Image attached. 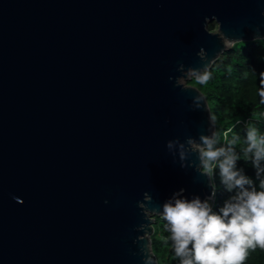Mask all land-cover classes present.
I'll use <instances>...</instances> for the list:
<instances>
[{
	"label": "water",
	"instance_id": "1",
	"mask_svg": "<svg viewBox=\"0 0 264 264\" xmlns=\"http://www.w3.org/2000/svg\"><path fill=\"white\" fill-rule=\"evenodd\" d=\"M260 38L264 0H0V264H157L151 216L214 188L180 79Z\"/></svg>",
	"mask_w": 264,
	"mask_h": 264
},
{
	"label": "trees",
	"instance_id": "2",
	"mask_svg": "<svg viewBox=\"0 0 264 264\" xmlns=\"http://www.w3.org/2000/svg\"><path fill=\"white\" fill-rule=\"evenodd\" d=\"M194 83L222 125L219 141L203 150L213 201L198 222L179 212L158 217L157 263L264 264V39L225 49ZM221 141L225 153L213 160Z\"/></svg>",
	"mask_w": 264,
	"mask_h": 264
},
{
	"label": "rangeland",
	"instance_id": "3",
	"mask_svg": "<svg viewBox=\"0 0 264 264\" xmlns=\"http://www.w3.org/2000/svg\"><path fill=\"white\" fill-rule=\"evenodd\" d=\"M208 28L212 31V32H217V24L215 23V22H212V23H210L209 25H208ZM260 39H264V38H260ZM235 43H237V42H227V44H226V49H228V48H230V47H232ZM199 78V75L198 76H195V75H193L191 72L190 73H188L187 74V76L185 77V78H181L180 79V81L182 82V83H184V84H188V85H192V86H195L196 87V84L194 83V80H196V79H198ZM197 88V87H196ZM199 89V88H198ZM200 90V89H199ZM201 91V90H200ZM204 95V94H203ZM206 98V97H205ZM206 101H207V98H206ZM207 105H208V102H207ZM208 108H209V105H208ZM209 112H210V109H209ZM210 116H211V114H210ZM212 118V117H211ZM212 121H213V124H214V126H215V128H214V137L216 138L215 140H217V141H219V139L221 138V128H222V125L221 124H218L217 125V127H216V125H215V122H214V120L212 119ZM204 150V149H203ZM212 154V153H211ZM204 162H205V159H204V156H203V169H204ZM213 168V165H212V163H211V165H210V167L209 168H207V169H205L206 171H208L209 173H210V176H211V179H212V172H211V169ZM213 182V181H212ZM214 192V191H213ZM212 201H213V194H212V196H210V197H207L204 201H203V203L201 204V205H199L197 208H195L194 209V211H192L190 214H186V212L187 211H180L179 213L183 216V217H186L187 215H196V214H199L198 213V211H199V209L198 208H202V209H205V208H209L210 207V205H211V203H212ZM206 210V209H205ZM172 213H174V212H172V211H169V212H166V213H163V214H159V215H152L151 217H152V232H151V234H149L148 235V237H149V247H150V249H151V251H152V253L154 254V252H153V247H152V237H153V232H154V227H153V225H154V222L158 219V217H161V218H164L165 216H167V215H169V214H172ZM154 256H155V254H154ZM155 258H156V256H155ZM156 261H157V259H156ZM158 264V263H157Z\"/></svg>",
	"mask_w": 264,
	"mask_h": 264
},
{
	"label": "built area",
	"instance_id": "4",
	"mask_svg": "<svg viewBox=\"0 0 264 264\" xmlns=\"http://www.w3.org/2000/svg\"><path fill=\"white\" fill-rule=\"evenodd\" d=\"M224 153H225V144H224V141H221V144L218 145V149H217L216 153L214 154L213 160H216L221 154H224ZM209 208H205L206 210L202 209V208H198L199 214H196L194 216L192 214L190 216L187 215L184 218H186L187 220L193 221V222H198L209 213Z\"/></svg>",
	"mask_w": 264,
	"mask_h": 264
},
{
	"label": "bare ground",
	"instance_id": "5",
	"mask_svg": "<svg viewBox=\"0 0 264 264\" xmlns=\"http://www.w3.org/2000/svg\"><path fill=\"white\" fill-rule=\"evenodd\" d=\"M227 42H228L227 40H224V44H225V45L227 44ZM204 200H205V199H204ZM202 203H203V202H202ZM202 203H200V204H202ZM200 204H199V205H200ZM199 205H198V206H199ZM198 206H196L195 208H197ZM195 208H191V209H189V210L186 212V214H190L192 211H194ZM184 212H185V211H184Z\"/></svg>",
	"mask_w": 264,
	"mask_h": 264
}]
</instances>
